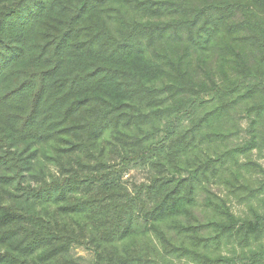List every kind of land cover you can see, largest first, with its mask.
Segmentation results:
<instances>
[{
  "label": "trees",
  "instance_id": "obj_1",
  "mask_svg": "<svg viewBox=\"0 0 264 264\" xmlns=\"http://www.w3.org/2000/svg\"><path fill=\"white\" fill-rule=\"evenodd\" d=\"M261 159L264 0H0V264H264Z\"/></svg>",
  "mask_w": 264,
  "mask_h": 264
},
{
  "label": "rangeland",
  "instance_id": "obj_2",
  "mask_svg": "<svg viewBox=\"0 0 264 264\" xmlns=\"http://www.w3.org/2000/svg\"><path fill=\"white\" fill-rule=\"evenodd\" d=\"M242 126L246 127L245 121L242 122ZM259 164L264 168V159L259 160ZM48 169H51V167L50 166L45 167L46 174L48 173ZM144 174H145V171L143 170L131 169L127 174L124 175L123 179L125 181H128L126 184L129 185L133 181H141L142 178L144 177ZM229 206L231 208V211L237 216H244L248 214V209L244 205H240L235 202H232V203H229ZM143 242L147 243L145 239L143 240ZM232 245H234V247H232ZM232 248H236L238 250V247L232 242L231 244L222 245L220 251L223 254L230 255L234 252ZM212 251L217 252V250H214V248H212ZM72 256L74 258L84 259V261H82L83 264H91L92 262V253L85 250L83 247H80V246L74 247L72 249ZM175 264H195V263H192L191 261L183 258L181 260H175Z\"/></svg>",
  "mask_w": 264,
  "mask_h": 264
}]
</instances>
